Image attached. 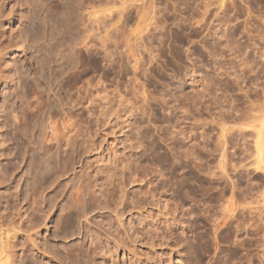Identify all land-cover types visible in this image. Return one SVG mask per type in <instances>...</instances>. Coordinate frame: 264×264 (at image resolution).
<instances>
[{"label": "rangeland", "instance_id": "obj_1", "mask_svg": "<svg viewBox=\"0 0 264 264\" xmlns=\"http://www.w3.org/2000/svg\"><path fill=\"white\" fill-rule=\"evenodd\" d=\"M218 1L0 0V264H264V0Z\"/></svg>", "mask_w": 264, "mask_h": 264}, {"label": "bare ground", "instance_id": "obj_2", "mask_svg": "<svg viewBox=\"0 0 264 264\" xmlns=\"http://www.w3.org/2000/svg\"><path fill=\"white\" fill-rule=\"evenodd\" d=\"M229 1H231V0H229ZM220 2V4H223V2H224V0H219L218 1V3ZM220 4H219V7H221L220 6ZM31 5V4H30ZM29 4H28V6H30ZM83 5V4H82ZM32 6V5H31ZM67 6V5H66ZM76 6V5H75ZM79 6V5H78ZM80 6H81V4H80ZM85 6V5H84ZM91 6H93V5H91ZM90 6V8H92L91 10L92 11H94V7H91ZM86 8V7H85ZM76 9V8H75ZM75 9L73 10V11H75ZM77 11H79L80 12V10H77ZM77 11H75V12H77ZM95 12V11H94ZM94 12H90V14H89V12H87L88 14H89V16H94ZM92 14V15H91ZM78 16V15H77ZM97 16V15H96ZM80 17V16H79ZM95 17V16H94ZM78 18V17H77ZM76 18V19H77ZM93 18V17H92ZM97 18V17H96ZM95 18V19H96ZM62 19H64V18H62ZM61 19V20H62ZM81 19V18H80ZM95 19H93V20H95ZM65 21V20H64ZM82 21H84V20H82ZM89 22V21H88ZM90 23H94L93 21L92 22H90ZM97 23H98V21H97ZM96 23V24H97ZM95 24V23H94ZM148 24V23H147ZM63 25V24H62ZM143 25V24H142ZM89 26V25H88ZM144 26H148V25H144ZM84 27V26H83ZM142 27V26H141ZM139 28V27H138ZM81 29V28H80ZM91 29V28H90ZM87 30V28L86 27H84V29H83V32H84V35H85V33H87V34H89V33H91L90 32V30L88 29V31H86ZM141 31H142V29H141ZM138 32V33H142V32ZM78 32V31H77ZM76 32V33H77ZM82 32V31H81ZM82 32V33H83ZM6 33V31H5V28H4V25L3 24H0V38L4 35ZM93 33V32H92ZM91 33V34H92ZM78 34V33H77ZM83 35V36H81V38L78 36V38L80 39L79 40V42H77L76 44H82V46H83V43H84V45H85V47L87 48L88 46H89V43L87 44V42H85V41H88L87 39L88 38H90L91 39V37H90V35ZM94 34V33H93ZM80 35V34H79ZM134 36V35H133ZM132 36V37H133ZM136 36H138V35H136ZM142 36V35H141ZM9 38H12V36L11 35H9ZM93 38V37H92ZM138 38V37H137ZM137 38H133V39H136L137 40ZM141 38V37H140ZM140 38H138L139 40H140ZM13 39V38H12ZM92 40H89V42L91 43V46H89V47H91V52H89V53H92V55L91 56H93L95 53V50L94 49H96V48H94V41L93 42H91ZM74 42V41H73ZM76 42V41H75ZM74 42V43H75ZM86 43V44H85ZM105 43V42H104ZM96 44V43H95ZM134 44V43H133ZM78 45V47H80ZM88 45V46H87ZM75 46H77V45H75ZM77 47V48H78ZM81 48V47H80ZM82 48H84V47H82ZM85 48V49H86ZM84 49V50H85ZM134 49V48H133ZM133 49L131 50V51H133ZM77 50H79V52H82L83 53V51H81L82 49H77ZM88 50V49H87ZM75 52V51H74ZM78 52V53H79ZM133 53V52H132ZM131 53V54H132ZM79 55V54H78ZM135 58V54H133V56H132V58ZM137 57V56H136ZM139 57H141V54H140V56ZM133 58V59H134ZM94 59V58H93ZM136 59V58H135ZM137 60V59H136ZM136 60H133L134 62H136ZM138 61V60H137ZM142 63V61L140 60L139 62H137V65H140L141 63ZM42 63H44L43 61H42ZM138 63H140V64H138ZM136 64L134 63V65H133V68H134V66H135ZM136 68H137V66H135ZM135 69V68H134ZM1 84V83H0ZM83 92H85V90L83 91ZM141 93L143 94V95H145L144 93H143V91H141ZM86 94V93H85ZM141 94V95H142ZM83 95V94H82ZM142 95V96H143ZM81 96V95H80ZM85 96V95H84ZM84 99V97H79V95L77 96V98H76V100H75V104H73V106H74V108H75V106L76 105H78V104H80V102H81V100H83ZM144 99V98H143ZM142 99V100H143ZM67 101H68V99H67ZM66 101V102H67ZM145 101H147V99H145ZM60 102V101H59ZM148 102V101H147ZM146 102V103H147ZM39 103V102H38ZM42 103V102H41ZM44 104V103H43ZM68 104V103H67ZM31 105H33V104H31ZM42 105V104H41ZM40 105V106H41ZM63 105V104H62ZM69 105V104H68ZM39 106V107H40ZM44 106V105H43ZM46 106V105H45ZM65 106V105H64ZM70 106H72V105H70ZM69 106V107H70ZM37 107V106H36ZM33 108H35V107H33ZM62 108V107H61ZM37 109H38V107H37ZM67 109V108H66ZM66 109H65V111H66ZM145 108H143V112L145 111L144 110ZM28 112H27V114H26V116L24 117V118H26L27 120L29 119V120H33V115H35L34 114V112H33V110L34 109H32L30 106L28 107ZM41 109H39V111H40ZM43 110V109H42ZM64 110V109H63ZM80 110V109H79ZM82 110V109H81ZM172 110V109H171ZM35 111V110H34ZM38 111V112H39ZM69 111V112H68ZM68 111H66L65 113H63V115H64V118H68V119H71L72 118V115H71V113L70 112H73V111H70L69 109H68ZM140 111V110H139ZM174 111H176V109L174 110ZM141 112V111H140ZM35 113H36V111H35ZM175 113V112H174ZM174 113H172V116H173V114ZM37 115H39V114H37ZM175 115V114H174ZM29 116H33L32 117V119H30L29 118ZM170 116H171V114H170ZM171 116V117H172ZM75 117V116H74ZM174 118H175V116H173ZM263 121H260L261 122V124H259V126L260 127H254L253 126V124H252V126H250V128L252 127V128H254V130L256 131V134H257V136L256 137H258V139H256L257 141L255 142V151H256V153H257V155L258 156H256L257 158H256V160H255V162L257 163L256 164V166H262V169H263V175H264V156L262 155V152H263V149H264V114H263ZM1 119V118H0ZM34 119H36L35 117H34ZM63 120V119H62ZM72 120V119H71ZM77 120V119H76ZM262 120V119H261ZM6 122L8 123V120H6ZM76 123L78 122V121H75ZM7 123H5V124H7ZM32 123H34V122H32ZM75 123V124H76ZM79 123V122H78ZM4 124V125H5ZM49 124V123H48ZM47 124V125H48ZM61 124V123H60ZM75 124H73V125H68L67 124V122H64L63 121V123L61 124V129H60V127H59V129H57V127H55V126H53L52 125V127L50 128L51 129V134L49 133V136L48 137H50V141H52V140H54L55 142H56V144H58V146H59V144H60V142H62V143H67V145L70 147V145H73V144H75L76 142H78L77 140H78V138H79V136H81L80 135V129H79V127H75L76 125ZM2 125H3V122H2ZM31 125V124H30ZM54 125H55V123H54ZM225 124H223L222 123V128H221V134H220V136L219 137H221V139H222V141H221V147L223 148L224 147V144H225V137L226 136H224V135H226V131L228 130V129H226V125L224 126ZM49 126H51V124H49ZM60 126V125H59ZM241 126V125H240ZM243 126V125H242ZM171 127V126H170ZM247 127H248V125H247ZM3 128V127H2ZM1 128V129H2ZM6 128V127H5ZM15 128V127H14ZM173 128V127H172ZM228 128V127H227ZM232 128V127H231ZM233 129V128H232ZM73 130H75L74 131V134L72 135V136H68V134L70 133V135H71V132L73 131ZM230 130V129H229ZM16 132V131H15ZM83 133V132H82ZM175 133V132H174ZM227 133H228V131H227ZM16 134V133H15ZM176 134V133H175ZM178 134V133H177ZM13 135V134H12ZM18 135V134H17ZM45 135V134H44ZM43 135V136H44ZM7 137V136H6ZM12 138V137H11ZM139 139V138H138ZM4 140H6V139H4ZM3 140V137L1 136V138H0V141L2 142V141H4ZM76 140V141H75ZM8 141H10V140H8ZM54 141H52V142H54ZM74 141H75V143H74ZM143 141V140H142ZM5 142V141H4ZM43 144H44V142H47V139H44L43 141ZM137 142V141H136ZM141 142V141H140ZM3 143V142H2ZM1 143V144H2ZM79 143V142H78ZM145 143V142H144ZM7 144V143H6ZM137 144V143H136ZM139 144V143H138ZM142 143H140V145H141ZM45 145V144H44ZM7 148V147H6ZM146 148V147H145ZM151 148V147H150ZM9 149V148H8ZM72 149V148H71ZM154 149H156V148H154ZM204 149V148H203ZM16 150V149H15ZM205 150V149H204ZM207 150V149H206ZM0 151H1V148H0ZM63 151V150H62ZM2 152V151H1ZM151 152V151H150ZM152 152H153V154H157V153H154V151H153V148H152ZM208 152V151H207ZM4 154V153H3ZM222 154H224V153H222ZM221 154V155H222ZM15 155V154H14ZM157 156V155H156ZM186 156H187V154H186ZM7 156H5V158H6ZM12 157H14V156H12ZM221 158H222V160H220V162H219V166H221L220 167V169H221V173L223 174V171H224V169H223V159H224V157H223V155L221 156ZM13 159H16V158H13ZM9 161V160H8ZM14 161V160H13ZM225 172V171H224ZM88 188V187H87ZM87 190V189H86ZM263 191H264V188H263ZM261 194H262V202H264V194H263V192L261 191ZM82 195H81V192L79 193L78 191L75 193V195H74V199H75V202L77 203V204H79V205H82L81 203H82V197H81ZM75 203V204H76ZM227 204L224 206V208H223V215H222V217L220 218L221 220H220V222L219 223H217V224H215V227H217V228H219L220 227V224H224V220L226 219V217H230V214L229 213H231V212H233L234 211V208H233V206H234V204H233V200H232V198L230 199V201L229 202H226ZM76 204V205H77ZM78 205V206H79ZM67 212V211H66ZM69 214V213H68ZM85 214V213H84ZM254 231H255V229L254 230H252V232L254 233ZM6 255H8V254H6ZM5 257V259H4V261H2L1 262V264H9L10 262H9V257L8 256H4ZM9 262V263H8Z\"/></svg>", "mask_w": 264, "mask_h": 264}]
</instances>
